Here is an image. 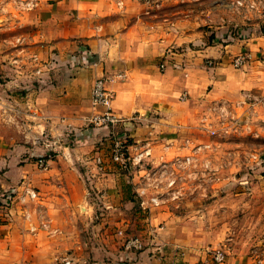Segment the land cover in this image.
Listing matches in <instances>:
<instances>
[{
    "label": "rangeland",
    "instance_id": "rangeland-1",
    "mask_svg": "<svg viewBox=\"0 0 264 264\" xmlns=\"http://www.w3.org/2000/svg\"><path fill=\"white\" fill-rule=\"evenodd\" d=\"M54 1L0 0V137L21 133L57 137L56 148L41 155L48 159L46 163L38 166V157H31L27 174L23 173L16 184L0 185L17 189L18 197L7 211L11 214L18 208V234L26 236L27 243L36 232L52 233L55 227L47 229L39 215L47 213L48 206L51 214L63 219L72 211L69 203L57 197L64 189L54 183L58 175L53 173L60 169L64 182L73 181L74 169L88 167L92 173L88 187H93L89 190L103 195L108 192L121 208L119 213L130 217L127 233L121 238L125 241L135 230L134 217L149 215L138 208L135 194L136 186L145 179L143 171L122 172L113 164L103 173L95 170L93 155L96 151L107 154L108 140L98 144L99 139L94 138L92 142L84 130L88 133L99 125L90 122V116L100 107L93 105L88 95L91 114L87 123L81 125L71 118L54 120L59 125L51 134L49 123L37 117L32 108L35 90L42 86L57 96H66L61 86L66 87L70 69L80 65L72 58L75 38L57 34L55 9L49 4ZM88 5L110 13L101 21V30L108 25L113 30L123 29L139 18L140 32H149L147 21H154L152 13L160 17L162 12L172 19L168 36H177L176 30L182 29L184 35L193 33L189 35L193 38H185L190 44L197 40L205 45L203 60L189 62L185 71L188 82L202 91L193 98V111L181 109L188 123L170 127L162 132L164 137H137L128 129L129 135L140 144L150 143L151 164L146 165L161 172L152 175L153 183L163 187L168 177L175 178L171 189L177 190V195L170 197L164 192L161 205L154 209L171 211L185 246L192 251L220 248L225 253L223 262L234 256L245 264H264V0H91ZM239 53L245 59L235 65ZM187 102L191 107L192 102ZM56 107L64 106L57 103ZM20 115L27 120L22 126ZM145 160L149 163V158ZM70 187L67 192L81 202L87 187L86 191ZM27 188L36 195L29 198ZM45 195H49L48 205L40 202ZM100 211L97 206L89 209L90 214ZM13 261L0 242V264Z\"/></svg>",
    "mask_w": 264,
    "mask_h": 264
},
{
    "label": "crops",
    "instance_id": "crops-1",
    "mask_svg": "<svg viewBox=\"0 0 264 264\" xmlns=\"http://www.w3.org/2000/svg\"><path fill=\"white\" fill-rule=\"evenodd\" d=\"M89 1L56 0L49 3L55 9L58 36L75 38L72 46L76 51L72 58L80 63L70 69L72 73L67 75L66 87L61 86L66 96H57L44 86L35 90L32 108L37 117L49 123L50 134L57 129L59 124L55 121L58 119L71 118L81 125L87 123L86 118L91 114L88 100L91 84L93 78L101 75L108 77L106 84L113 92L112 109L118 115L135 116L126 122L134 136L164 137L162 132L170 127L188 123V117L182 115L181 109L186 107L193 111V98H198L202 91L188 82L185 71L189 62L203 60L207 54L205 45L198 44L197 40L190 44L185 38H193L189 37L193 33L184 35L186 31L182 29L176 30L177 36H168L172 19L162 12L160 17H156V12L152 13L154 21H147L149 32H140L139 18L123 29L113 30L108 25L101 30V21L110 13L88 5ZM118 74L123 75V79H116ZM212 89L205 93L209 94ZM181 93L186 96V101L179 99ZM187 100L192 102L191 107ZM57 103L64 107H56ZM20 118L22 126L27 120L23 115ZM122 128L121 124L115 127L116 130ZM75 130L77 133L79 127L76 126ZM109 130V127L96 126L91 132L84 130V134L95 142V139L108 137ZM56 140L57 137L28 136L25 133L0 137V185L16 184L23 173L27 174V160L43 155L47 149L56 148ZM61 172L59 169L53 173L58 175L53 178L54 183L64 189L57 197L70 204L71 213L63 219L58 214H51L48 206L47 213L39 215L43 226L47 229L54 226L55 231L36 232L27 243V237L21 238L18 234L17 207L3 218L4 222H0V242L13 257V264L24 261L30 264H193L204 258V249L192 251L184 245L178 220L165 208L158 212L151 209L148 216L137 214L132 220L136 223L135 230L128 235L139 234L144 242L152 243L138 250L123 247L121 238L127 233L130 217L119 213L121 208L116 200L108 197V192L104 193L102 202L110 207L99 214L89 213V209L97 206L91 196L84 193L80 202L67 192L71 185L84 187L86 191L87 185L92 184L89 180L91 169H74L73 181L66 182L60 177ZM47 197L49 195L42 196L40 202L50 204ZM155 218L158 219L156 222ZM64 222L67 228H64ZM158 246L162 255L156 251ZM232 257L234 259L222 264H245L237 260L238 257Z\"/></svg>",
    "mask_w": 264,
    "mask_h": 264
},
{
    "label": "built area",
    "instance_id": "built-area-1",
    "mask_svg": "<svg viewBox=\"0 0 264 264\" xmlns=\"http://www.w3.org/2000/svg\"><path fill=\"white\" fill-rule=\"evenodd\" d=\"M144 3H153L156 0H137ZM245 59L244 54H238L234 58V64L239 65L242 64ZM161 65H163L161 63ZM118 76L122 77L123 75L118 74ZM107 78V77H106ZM105 76L101 75L94 78L91 89H90V100L91 103L95 106H99L100 110L93 115L90 116V122L99 124L101 127H109L108 137H102L99 139L98 144H103V140H108L107 143V154L102 152H97L93 155V161L95 164V170L97 172H105V167L110 164L116 165L119 170L122 172L128 171H143L144 181L142 185L136 186L135 194L137 198V205L139 209L142 211L150 212L151 209L157 208V206L161 205V201L163 200V193H170V197L177 195V190L171 189L174 187L175 178L168 177L165 181V185L163 187L158 186L157 184L151 181L152 175L157 173H161L158 170L155 171V168L148 167L146 164H151L150 156H151V147L148 146V143L144 144L138 143L135 139H131L129 135V130L126 127V122L133 120L134 115L127 117L123 115H118L112 109L111 101H112V93L106 87ZM180 100H185V95L181 93L179 96ZM121 124L123 126L122 130H116L115 127ZM149 158V163L145 160ZM47 158L44 156H38L36 163L38 166H42L46 163ZM107 163V165H105ZM144 164V166H143ZM164 165V164H161ZM160 166L159 169H161ZM93 188L92 186H89ZM87 185V196H91L93 200L96 202V205L99 209H101L100 213L103 209L109 208L110 206L106 205L102 202L103 192L96 191L91 192ZM159 189L163 190L160 191ZM149 192V193H148ZM16 187H0V219H3L8 215L7 209L10 205H13V202L18 197ZM27 195L30 197H34L36 192L32 189H26ZM94 194V195H93ZM22 200H25V196L21 197ZM152 236V233H151ZM152 242H144L141 235L132 234L126 237L125 241H123V247L127 249H144L148 244ZM159 254L161 252V247H157ZM205 256L203 259L195 261L193 264H217L221 263L225 259V253L220 248L216 249H207L204 251ZM181 254V253H180ZM67 262V261H66ZM21 264H30L29 261H24Z\"/></svg>",
    "mask_w": 264,
    "mask_h": 264
}]
</instances>
